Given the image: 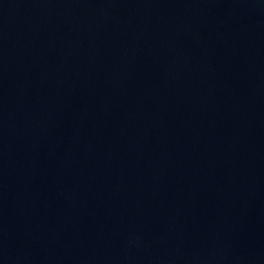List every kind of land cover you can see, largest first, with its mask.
<instances>
[{"label":"water","instance_id":"1","mask_svg":"<svg viewBox=\"0 0 264 264\" xmlns=\"http://www.w3.org/2000/svg\"><path fill=\"white\" fill-rule=\"evenodd\" d=\"M0 264H264V0H0Z\"/></svg>","mask_w":264,"mask_h":264}]
</instances>
